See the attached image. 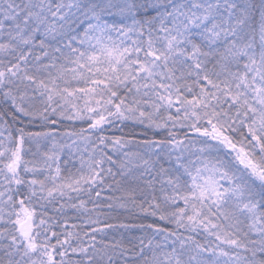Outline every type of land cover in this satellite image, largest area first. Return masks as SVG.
Instances as JSON below:
<instances>
[{"label":"snow or ice","instance_id":"1","mask_svg":"<svg viewBox=\"0 0 264 264\" xmlns=\"http://www.w3.org/2000/svg\"><path fill=\"white\" fill-rule=\"evenodd\" d=\"M0 264H264V0H0Z\"/></svg>","mask_w":264,"mask_h":264}]
</instances>
